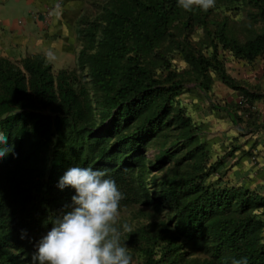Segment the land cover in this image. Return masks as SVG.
I'll return each mask as SVG.
<instances>
[{"label": "trees", "instance_id": "16d2710c", "mask_svg": "<svg viewBox=\"0 0 264 264\" xmlns=\"http://www.w3.org/2000/svg\"><path fill=\"white\" fill-rule=\"evenodd\" d=\"M236 2L257 9L262 31L238 39L226 18L210 17ZM92 3L75 22V67L54 70L42 53L0 57V130L16 153L0 159V264H31L35 245L74 194L56 186L70 166L106 170L123 194L120 209L168 204L167 220L131 233L133 261L232 264L247 257L264 264V196L206 181L219 164L209 163L198 125L176 99L186 86L207 96L214 73L254 105L218 54L248 64L264 55V0H216L206 12L185 11L177 0ZM196 29L204 32L203 49L190 40ZM176 54L192 67L191 80L174 68ZM153 146L159 151L150 159ZM166 166L164 178H148Z\"/></svg>", "mask_w": 264, "mask_h": 264}, {"label": "crops", "instance_id": "0c3cea01", "mask_svg": "<svg viewBox=\"0 0 264 264\" xmlns=\"http://www.w3.org/2000/svg\"><path fill=\"white\" fill-rule=\"evenodd\" d=\"M81 2L0 0V57L17 59L26 53L57 52L58 45H64L67 53L76 38L74 25L80 16ZM260 57L262 62L255 63ZM258 58L249 63L244 72H232V67H226V73L253 98L255 109L250 118L243 117L241 110L235 107L237 90L217 77L213 78L211 86L213 99L206 100L205 95L195 89L198 94L192 97L195 104L199 103V113L193 116L190 107L188 111L206 134L203 140L208 150L216 141L220 148L218 156L229 151V160L222 159L225 165L231 163L229 182L264 196V55ZM219 87L221 92L217 91ZM219 99L225 104L216 105Z\"/></svg>", "mask_w": 264, "mask_h": 264}, {"label": "clouds", "instance_id": "9594fccd", "mask_svg": "<svg viewBox=\"0 0 264 264\" xmlns=\"http://www.w3.org/2000/svg\"><path fill=\"white\" fill-rule=\"evenodd\" d=\"M185 11H208L216 0H177ZM16 155L9 137L0 130V159ZM57 188L74 189L66 211L56 217L52 227L40 238L31 255V264H133L122 231L131 234L128 223L118 227L123 194L106 170L70 166L57 181ZM122 228V231H121ZM26 230H21V239ZM232 264H248L247 257Z\"/></svg>", "mask_w": 264, "mask_h": 264}, {"label": "rangeland", "instance_id": "374dc122", "mask_svg": "<svg viewBox=\"0 0 264 264\" xmlns=\"http://www.w3.org/2000/svg\"><path fill=\"white\" fill-rule=\"evenodd\" d=\"M81 10L80 14H82L83 11H93L94 5H93V0H81ZM257 9L248 5V4H241L239 2L236 3H231L229 6H224V5H219L215 8V11L210 14V17L212 19H216L217 22H221L224 18H226V22L229 26V28L232 31L233 36H235L238 39L248 37L250 35H253L254 33L260 32L263 30V24L262 22L257 19ZM214 25H209V29H213ZM75 29V25H74ZM76 37V36H75ZM190 40L192 43L198 48V49H203L202 42H205L206 40L204 39V32L202 29H196L193 31L192 36L190 37ZM67 53L63 52L64 54H61V52H52V51H47L45 56L49 61H51L54 70H58L60 68H73L76 66V57L78 50L80 48V42H78L75 38L74 42L70 46H68ZM210 54V49L209 52L206 53L208 56ZM226 58V67H232L233 70L230 71L232 72H244L246 71V68L250 64L246 63L245 61H240V60H234L232 59L228 53H223L219 52L218 58ZM263 58H258L255 63H261ZM172 64L175 69L180 70L182 68L185 69L187 74L184 73L183 76L186 80H191V70L192 67L189 66V64L183 59V56L180 54H176L172 58ZM213 78L216 77V74L212 73ZM221 87L217 88L218 92H221L220 90ZM190 89L192 91H190ZM195 88L186 86L182 89V91L178 94L177 96V102H179L180 105H184L186 109L188 110V107L192 108L190 109V113L193 116H196L199 111V103H194L192 94H198L196 93L197 91H194ZM197 90V89H196ZM199 91V90H198ZM238 94H236L237 96ZM206 100L213 99L211 90L207 94ZM216 101V100H214ZM219 102L216 103V105H224L225 101L223 99H219ZM213 103V102H211ZM193 104V105H192ZM192 105V106H191ZM212 104H210L211 106ZM189 113V111H188ZM189 113V115H190ZM198 125V124H196ZM199 127V132L197 133V137L200 140V142L204 143L203 136L206 135L204 131L202 130V127ZM210 134V133H207ZM206 146V144H205ZM207 149V147H206ZM219 143L214 141V144L209 148V163L214 164V162L218 163L219 165L216 168V171H211L208 178L206 181H215L219 180L220 182H229V178L232 175L230 171L231 163H225L222 161L227 159L229 160L228 152H225L223 155H219ZM159 149L157 146L151 147L147 151V155L150 159H153L154 156L158 153ZM233 152V151H232ZM169 167H172L170 165ZM169 167H164L161 170H151L148 173V178L154 179L156 182L159 181L160 179L164 178L166 175V170H168ZM228 168V169H227ZM231 174V175H230ZM230 183V182H229ZM162 207L159 209H154L151 206H146L143 204H135L127 208L120 209V216L118 220V227L121 226L123 223H128L130 226L133 227L135 230L136 228L147 225L149 223H155L161 220H167L170 214L169 211V206L167 203L162 202ZM122 231V228H121ZM131 234H125L122 231L121 235V241L127 243V248H128V241L129 237ZM133 264H141L138 262V260L133 261Z\"/></svg>", "mask_w": 264, "mask_h": 264}, {"label": "built area", "instance_id": "2783aa9c", "mask_svg": "<svg viewBox=\"0 0 264 264\" xmlns=\"http://www.w3.org/2000/svg\"><path fill=\"white\" fill-rule=\"evenodd\" d=\"M237 96H238L237 97V102H239L242 105V107L247 108V109H250L251 112L254 111V109H255L254 105H250L248 103V101L246 100V98L243 97V95H239L238 94ZM246 114H248V112ZM244 117H247V115L244 116Z\"/></svg>", "mask_w": 264, "mask_h": 264}, {"label": "bare ground", "instance_id": "6f19581e", "mask_svg": "<svg viewBox=\"0 0 264 264\" xmlns=\"http://www.w3.org/2000/svg\"><path fill=\"white\" fill-rule=\"evenodd\" d=\"M58 46H59V47L56 48V51L63 53L64 50H65V46H64V45H58Z\"/></svg>", "mask_w": 264, "mask_h": 264}]
</instances>
